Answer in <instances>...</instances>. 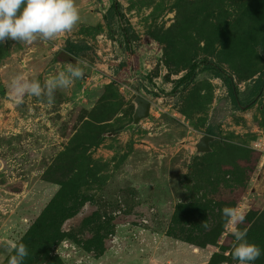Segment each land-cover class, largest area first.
<instances>
[{
    "label": "rangeland",
    "instance_id": "374dc122",
    "mask_svg": "<svg viewBox=\"0 0 264 264\" xmlns=\"http://www.w3.org/2000/svg\"><path fill=\"white\" fill-rule=\"evenodd\" d=\"M76 4L70 33L0 44V264L59 192L72 214L39 264H239L226 206L245 213L238 227L262 250L250 264H264V83L252 93L264 0ZM67 41L95 55H67ZM69 63L84 76L52 104H14L12 77L43 84ZM211 67L233 81L240 108ZM136 96L150 109L134 127ZM203 135L210 151L197 154Z\"/></svg>",
    "mask_w": 264,
    "mask_h": 264
},
{
    "label": "clouds",
    "instance_id": "9594fccd",
    "mask_svg": "<svg viewBox=\"0 0 264 264\" xmlns=\"http://www.w3.org/2000/svg\"><path fill=\"white\" fill-rule=\"evenodd\" d=\"M80 20L76 0H0V44L7 40L27 45L37 40L52 41L61 34L73 31ZM83 76L81 67L69 63L66 70L45 79L43 84L25 74H17L8 84V91L17 106L24 102L26 95L46 97L47 102L52 104L57 89L69 88L76 79ZM222 216L225 227L230 228L235 239L232 258L238 260L239 264H250L257 260L262 254L261 248L248 242L246 230L242 231L238 227L245 220V213L239 206H226L222 209ZM7 250L13 253L8 264H23L29 255L27 246L23 243L11 244Z\"/></svg>",
    "mask_w": 264,
    "mask_h": 264
},
{
    "label": "trees",
    "instance_id": "16d2710c",
    "mask_svg": "<svg viewBox=\"0 0 264 264\" xmlns=\"http://www.w3.org/2000/svg\"><path fill=\"white\" fill-rule=\"evenodd\" d=\"M113 6L110 5L105 13V17H109L112 13ZM64 52L67 55L76 57L81 52H87L91 55H95V51L89 45H79L70 41L66 42ZM204 63H206L204 61ZM136 66V63H135ZM118 68H124V63L117 64ZM214 75L221 79L224 84L231 103L234 107L240 108L241 101L238 99L237 90L233 81L225 76L218 68L211 67ZM264 83V72L256 78L253 84L254 95L259 94ZM208 133L212 135V130L208 129ZM73 210V209H72ZM72 210L65 206L61 198V192L45 207L39 217L32 224L31 229L28 230L25 235L17 243H23L27 246L29 255L25 258L23 264H39L40 262H48L49 249L58 240H60L64 234L59 230V224L72 214ZM11 254H13L11 252ZM10 254V255H11ZM3 264H8V259Z\"/></svg>",
    "mask_w": 264,
    "mask_h": 264
},
{
    "label": "water",
    "instance_id": "95a60500",
    "mask_svg": "<svg viewBox=\"0 0 264 264\" xmlns=\"http://www.w3.org/2000/svg\"><path fill=\"white\" fill-rule=\"evenodd\" d=\"M135 108L132 115V125L135 127L141 119L147 118L150 109V103L141 96H136L134 99ZM213 136L203 135L194 144L197 154H205L210 151L209 144L213 141Z\"/></svg>",
    "mask_w": 264,
    "mask_h": 264
}]
</instances>
